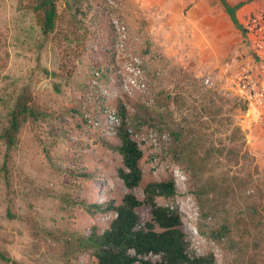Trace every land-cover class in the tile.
Listing matches in <instances>:
<instances>
[{"label":"rangeland","instance_id":"1","mask_svg":"<svg viewBox=\"0 0 264 264\" xmlns=\"http://www.w3.org/2000/svg\"><path fill=\"white\" fill-rule=\"evenodd\" d=\"M55 2V31L43 36L31 10L0 0V129L23 87L45 113L22 125L6 169L0 139V250L19 264H64L65 238L108 227L115 212L106 205L127 191L112 148L121 105L143 153L132 192L142 200L146 182L173 178L176 194L156 201L180 211L190 253H212L214 264H264V132L217 78L221 61L242 45L235 13L240 29L264 4ZM207 75L214 84L203 82ZM136 211L149 219L147 204ZM222 226L228 232L214 239ZM69 263L93 259L89 250L70 252Z\"/></svg>","mask_w":264,"mask_h":264},{"label":"trees","instance_id":"2","mask_svg":"<svg viewBox=\"0 0 264 264\" xmlns=\"http://www.w3.org/2000/svg\"><path fill=\"white\" fill-rule=\"evenodd\" d=\"M21 8L29 9L39 26L41 34L47 36L55 31L57 6L55 0H19ZM70 1L77 6L79 0H64L70 6ZM78 7H76V10ZM244 109V106L243 108ZM44 112L32 100L27 87H23L10 109L5 122L0 129V139L5 146L2 168L6 169L9 152L17 143L20 128L27 120H37L44 116ZM117 116L120 124L116 127L119 144L113 145L121 155L122 165L117 168V175L127 191L121 197L120 203H108L105 209H112L115 216L108 227L101 232L92 229L87 235H72L65 238L61 245L64 264L69 263L70 252L89 250L93 259L92 264H214L212 253L204 255L192 254L188 250L185 234L181 229L180 211L176 206L159 204V196L171 198L176 194L177 186L173 178L151 180L143 186V199H139L132 190L142 180L140 159L142 150L129 131V123L123 106H118ZM142 123L140 119L138 121ZM176 140L180 132L174 133ZM185 147V146H184ZM179 153L183 151L179 149ZM199 192H196V196ZM147 204L150 208L149 219L141 222L136 208ZM88 212L90 208L103 210L99 204H84ZM13 216V215H12ZM228 232L226 226L211 232L214 239H219ZM150 255H157L159 259L152 260ZM0 259L11 264H19L6 252L0 250Z\"/></svg>","mask_w":264,"mask_h":264},{"label":"built area","instance_id":"3","mask_svg":"<svg viewBox=\"0 0 264 264\" xmlns=\"http://www.w3.org/2000/svg\"><path fill=\"white\" fill-rule=\"evenodd\" d=\"M240 31L242 45L221 61L217 78L243 103L246 119L264 132V7L249 11ZM128 68L141 74L139 65ZM203 82L214 84V79L207 75Z\"/></svg>","mask_w":264,"mask_h":264},{"label":"crops","instance_id":"4","mask_svg":"<svg viewBox=\"0 0 264 264\" xmlns=\"http://www.w3.org/2000/svg\"><path fill=\"white\" fill-rule=\"evenodd\" d=\"M255 2H257L259 5H263L264 4V0H254ZM257 3H255V4H257ZM261 3V4H260ZM161 8H162V11H164L165 10V8L163 7V6H161ZM239 12H241L240 10H237V12L235 13L236 14V16L234 17V15H233V17H234V20L236 21L235 23V26H236V34H237V37H240L241 35H240V29H239V26L237 25V21H239L240 20V13ZM234 14V13H233ZM262 131V130H261Z\"/></svg>","mask_w":264,"mask_h":264},{"label":"clouds","instance_id":"5","mask_svg":"<svg viewBox=\"0 0 264 264\" xmlns=\"http://www.w3.org/2000/svg\"><path fill=\"white\" fill-rule=\"evenodd\" d=\"M150 256H152V255H150ZM154 256H157V255H154Z\"/></svg>","mask_w":264,"mask_h":264}]
</instances>
